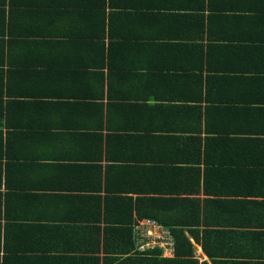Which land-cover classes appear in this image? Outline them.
Here are the masks:
<instances>
[{
	"label": "crops",
	"instance_id": "crops-1",
	"mask_svg": "<svg viewBox=\"0 0 264 264\" xmlns=\"http://www.w3.org/2000/svg\"><path fill=\"white\" fill-rule=\"evenodd\" d=\"M76 1L0 0V264H264V0Z\"/></svg>",
	"mask_w": 264,
	"mask_h": 264
},
{
	"label": "trees",
	"instance_id": "trees-1",
	"mask_svg": "<svg viewBox=\"0 0 264 264\" xmlns=\"http://www.w3.org/2000/svg\"><path fill=\"white\" fill-rule=\"evenodd\" d=\"M132 1V0H131ZM130 0H77L74 4L67 6L68 9H78V13H82L86 12L87 10H95V9H101L104 12H106L108 9H112L115 10V12H118L119 14H117V16L114 18V16H112L111 18L113 20H111L110 22V28H104L102 31V34H91V35H83V36H79V38H85L88 40H99L100 38H104V39H108L109 40V50H112V44L114 45V41L115 40H119V41H124L128 39V35L126 34V32H124V29L119 28L117 31H115V25L117 24L119 26V24L122 23V25H124V21L128 18L129 16V11L131 10V6H135L132 4ZM134 3V2H133ZM158 7V6H157ZM179 8H188V6H183V5H179ZM117 10V11H116ZM127 12V13H125ZM129 13V14H128ZM114 15V14H113ZM122 44L116 45L121 46ZM115 46V47H116ZM116 47V48H117ZM120 48V47H119ZM118 49V48H117ZM111 66L114 68V65H112V62H110ZM116 69V68H115ZM264 143V142H262ZM85 167V166H83ZM100 168V167H99ZM60 188H64L63 185H58V189ZM71 195L66 196L67 198H70ZM147 204H144L142 208H140L139 206H136V218L138 219H144V218H150V219H155L156 221H158L160 224L164 225L165 227L168 228V226L161 220V218L156 215L153 214L151 211V209H147ZM133 210V209H131ZM175 241H176V255L181 256L183 253L181 251V247H180V243L184 242L187 243V246L190 245V241L188 238H186V236L184 235L182 229H176V230H172ZM149 254V256H155L154 250H149L147 251ZM152 259V258H150ZM166 260V259H163ZM159 260H155V262H157ZM1 263V262H0ZM2 264H6V263H2Z\"/></svg>",
	"mask_w": 264,
	"mask_h": 264
},
{
	"label": "built area",
	"instance_id": "built-area-1",
	"mask_svg": "<svg viewBox=\"0 0 264 264\" xmlns=\"http://www.w3.org/2000/svg\"><path fill=\"white\" fill-rule=\"evenodd\" d=\"M137 248L139 251L160 249L162 255H174L176 241L172 231L155 219H139L135 224Z\"/></svg>",
	"mask_w": 264,
	"mask_h": 264
}]
</instances>
